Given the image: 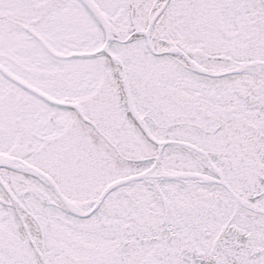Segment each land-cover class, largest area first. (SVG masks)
Instances as JSON below:
<instances>
[{"label": "snow or ice", "instance_id": "snow-or-ice-1", "mask_svg": "<svg viewBox=\"0 0 264 264\" xmlns=\"http://www.w3.org/2000/svg\"><path fill=\"white\" fill-rule=\"evenodd\" d=\"M0 264H264V0H0Z\"/></svg>", "mask_w": 264, "mask_h": 264}]
</instances>
